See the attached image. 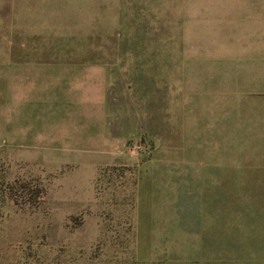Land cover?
Returning <instances> with one entry per match:
<instances>
[{"label": "rangeland", "instance_id": "obj_1", "mask_svg": "<svg viewBox=\"0 0 264 264\" xmlns=\"http://www.w3.org/2000/svg\"><path fill=\"white\" fill-rule=\"evenodd\" d=\"M3 1L0 70L22 76L8 78L14 93L0 90V264H178L191 201L241 205L248 178L264 179L248 172L264 166V13L147 12L108 0L105 14H91L105 19L89 32L86 60L76 31L59 25L79 12H11ZM93 51L148 55L137 63L167 75L158 91L169 90L170 107L147 140L126 120L120 129L110 108L88 115L83 94L63 86L76 65L106 63Z\"/></svg>", "mask_w": 264, "mask_h": 264}, {"label": "crops", "instance_id": "obj_2", "mask_svg": "<svg viewBox=\"0 0 264 264\" xmlns=\"http://www.w3.org/2000/svg\"><path fill=\"white\" fill-rule=\"evenodd\" d=\"M108 0H5L1 4L7 5L11 12H25V10L38 12V15L48 12H62L67 9L79 12V19L70 20L68 23L76 31V36L81 39L78 53L85 54L84 58L90 60V35L91 29L101 27L100 16L97 20L91 14H105ZM132 5L144 7L147 12H248L258 11L264 13V0H131ZM117 6H122V2ZM103 22V21H102ZM264 37L261 45L264 49ZM89 46L88 51L86 50ZM83 56V55H82ZM93 51V59L106 62L104 65L79 64L63 74V86H70L73 92L83 94V105L87 113L95 114V108L100 107L103 117L106 108L112 111L109 114L114 121H119L121 129L124 120L137 132L136 140H146L154 131L156 118L164 116L165 109L170 107L169 90H158L160 87H169L170 81L164 72H155L152 63L147 68L137 62L150 61L148 55L131 54L123 57L122 53L115 55ZM131 61V68H124L122 61L125 58ZM152 57V56H151ZM46 61H64L69 59L59 58L57 55H46ZM110 61L116 63L109 64ZM85 62V61H80ZM119 62V63H117ZM134 62V63H133ZM60 64V63H59ZM57 64V65H59ZM82 68V69H81ZM120 68V69H118ZM81 69V70H78ZM151 69L152 71H148ZM70 72V73H69ZM48 74V72H46ZM51 77L59 75L56 71L49 72ZM48 74V75H49ZM22 71L0 70V90L10 94L16 87L12 86L10 77H21ZM58 80L56 83H59ZM169 83V84H167ZM168 85V86H167ZM159 88V89H158ZM111 97L110 103L107 99ZM108 104H112L108 106ZM79 108L81 106H78ZM78 108V109H79ZM164 110V111H163ZM134 111V117L132 115ZM84 112V111H83ZM79 113L77 117L84 120L87 113ZM11 113L9 114L10 117ZM159 117V118H160ZM6 125L9 121L5 120ZM126 124L124 130H129ZM107 141L113 140L106 137ZM125 145L123 153L125 154ZM248 172L264 173L263 165L248 167ZM264 176V175H263ZM246 189L245 201L240 205L237 202L227 203L218 198L195 199L194 207L190 205L185 209V216L181 215L182 224L179 233V261L178 264H264V179L260 182L248 178L244 184ZM248 190V191H247ZM252 190V191H251ZM228 201V200H227ZM227 206H223V205ZM223 206V207H222ZM194 212V213H193ZM185 217V218H183Z\"/></svg>", "mask_w": 264, "mask_h": 264}]
</instances>
